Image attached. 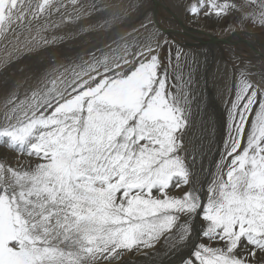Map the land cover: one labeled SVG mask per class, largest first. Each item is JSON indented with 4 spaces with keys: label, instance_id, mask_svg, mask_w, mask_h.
I'll list each match as a JSON object with an SVG mask.
<instances>
[{
    "label": "snow or ice",
    "instance_id": "6c2138e0",
    "mask_svg": "<svg viewBox=\"0 0 264 264\" xmlns=\"http://www.w3.org/2000/svg\"><path fill=\"white\" fill-rule=\"evenodd\" d=\"M182 6L264 27V0ZM105 11L0 0L5 66L63 40L48 34L61 25L95 34L85 56L0 89V147L12 153L0 155V264H121L161 240L180 264H264V72H239L213 140L197 127L187 54L145 23L113 37Z\"/></svg>",
    "mask_w": 264,
    "mask_h": 264
},
{
    "label": "bare ground",
    "instance_id": "6f19581e",
    "mask_svg": "<svg viewBox=\"0 0 264 264\" xmlns=\"http://www.w3.org/2000/svg\"><path fill=\"white\" fill-rule=\"evenodd\" d=\"M104 2L107 6L113 5V8L107 9L108 14L114 12V16L116 17L118 14L119 16H126L127 18V13L130 10H134L137 15L136 9L143 5L138 14V16L143 18L136 22L128 20L127 25L123 27L124 32H128L133 25L139 28L140 23H145L149 24L150 31L155 32L160 37L166 39L168 37L167 35H169L170 46H177L176 49L171 46V49L173 48L171 51L172 56H175L177 49L189 55V53L191 54V48H194V52L191 54L192 58L195 59L192 88L194 96L193 112L197 121V127L199 129L203 126L206 129L205 135H208L213 140L222 135L226 102L230 94L232 82L236 78V71L240 72L245 67H248L256 74L264 72V30L258 31L262 27H255L256 29L252 27L253 30L251 32L235 31L236 29L233 27L223 32H220V30L216 32L214 30L190 26L187 24L185 10L182 6L185 0H94L88 2L87 5L93 3L101 4ZM118 2L120 5L116 7L115 3ZM149 4L153 7L152 9L154 11L151 17L148 16L150 13ZM244 11H249V9L246 8ZM241 14H237V17H235L236 21L241 18ZM54 19L56 22H59V17H55ZM69 25H61L60 29H52L48 33L50 36L52 34L63 36V40L42 45L32 52H20L6 66L0 64V75H4L8 66L15 63L20 65L21 63H30L41 59L42 61L40 60V63L37 62L34 64L35 70L38 71L41 68L66 63L75 57L85 56V53L78 51V48H75L76 46L73 48V45L76 41L82 39H85L83 45H86L88 42L86 39L88 38L93 44L95 35H85L84 31L86 27L84 29H75L72 26L66 28ZM241 25L243 26V24ZM244 28L249 29L247 24L244 25ZM121 30L122 27L116 30L118 32H116V36L124 33ZM12 42L14 43V41ZM5 43L4 41V44L0 46V60H3L6 56L4 51ZM57 43L67 46L60 48ZM83 45L79 48L86 51L87 48H83L85 47ZM68 51H71L73 54L72 56L68 54L70 59L62 55L63 52ZM9 52H12V48H9ZM57 52L60 55H57ZM187 55L182 56L180 59L185 66L189 62V60L187 61ZM256 78H259L258 75ZM0 155L10 156L12 153L0 147ZM205 166H207V161H205ZM201 179H204L203 174L201 175ZM195 231L197 233L199 232V222L195 225ZM166 248L137 259L127 255L125 257L126 259L128 258L125 260L127 262L122 260L124 263L121 262V264H180V255L174 253L171 246H168V249ZM186 253L187 249L184 250L183 254Z\"/></svg>",
    "mask_w": 264,
    "mask_h": 264
},
{
    "label": "rangeland",
    "instance_id": "374dc122",
    "mask_svg": "<svg viewBox=\"0 0 264 264\" xmlns=\"http://www.w3.org/2000/svg\"><path fill=\"white\" fill-rule=\"evenodd\" d=\"M90 1H94V0H81V2L82 3H85V5H87V3L90 2ZM239 1H240V3H239ZM228 2H230V3H233L234 2L237 5H241L242 3H246V0H228ZM95 4H98V5H101V6H103V5L106 6V11L104 13V16L105 17H112V16H114V12H111L109 14L107 13L108 12L107 9L108 8H113V5L112 6H107V4L105 2L104 3H101V4L100 3H95ZM115 5H116V7H119L120 4L118 2V3H115ZM152 8L153 7L150 5V9H149L150 10V13L148 14V16H150V17L153 15V12H154ZM136 12H137V15L134 12V10H130L127 13L128 18L126 16H119L117 14V19H115L113 21V24L115 23V25L114 26L112 25V27L114 29H116V30H118V29H120V27H122V30L121 31H123V27H125L127 25V21L128 20H130L132 22H136L137 20H140V19L143 18V17L138 16L139 11L136 10ZM237 14H241V12L240 11L233 12V13H231L230 15H228L224 19H217V18H214V17L213 18L199 17V18L194 19V18L190 17L189 15H187V13L185 12V17H186L187 24L190 25V26L199 27L200 29L214 30L216 32L219 31V30H220V32H223V31L228 30V28H231V27L235 28L236 29L235 31L241 30V31L251 32V30H253L252 27H254V28L255 27L256 28L257 27L258 28H261L262 27L258 23L257 24H253L250 20H244L243 26H242L241 25V22H240L241 21V18L238 21H236V19H235V17H237ZM246 21H247V23H245ZM245 24L248 25L249 29H245L244 28V25ZM67 25H69V24H67ZM71 26L74 27L75 29H80V27H77V25L74 24V23L71 24V25H69V26H67L66 28H69ZM133 27H136V25H133ZM64 28H65V26H64ZM262 30H264V27H262V29H259L258 31H262ZM130 31H132V28H130L128 32H130ZM116 32L117 31H113V33H112L113 37H116ZM57 33H58V31H57ZM167 36L169 37V35H167ZM168 37H166V40H168L169 43H170V39H168ZM84 40L85 39H82L80 41H76L75 44L73 45V48L76 46L75 48L76 49L78 48L77 49L78 51H81L82 53H85L86 54L88 52V50L92 48V45L93 44L89 41V38H88V39H86V40H88L87 44L86 45H83V41ZM94 40H95V37H94ZM6 43H8V42H6ZM79 43H81V44H79ZM3 44H4V41L3 40H0V46L3 45ZM57 45L60 48H65L67 46V45H61V44H58V43H57ZM82 45L85 46L83 48H87L86 51H83L82 49L79 48V47H82ZM172 47L175 48V49L177 48V46L176 47L175 46H172ZM165 49H166V50H164L165 51V54H167L168 53V47H165ZM172 49H171V51H172ZM193 52H194V48H191V54ZM68 54H71V56L73 55L71 51L63 52L62 53V55L65 58L70 59V56ZM191 54L189 53L190 56L187 55L188 56L187 61L189 60V62H187L186 66L183 65L181 61H179L180 67L183 69V76H184L185 79H187L189 73L192 74V78H193V73H194V69H195V62H194L195 59L192 58ZM57 55H60V53L57 52ZM38 60L33 61V62H30V63H27V62L26 63H21L20 65L19 64L17 65L16 63L15 64H12V65H9L6 73L4 75L3 74L0 75V89H4L5 87H11L13 85V84L11 85V83H14V82H22L26 78L31 77L34 73L37 72V70H35V68H34V64L37 63V62L40 63L42 61L41 59H40L41 61L40 60L38 61ZM172 63L175 64V60H173ZM190 63H192V64H190ZM14 67H15V69H14ZM30 72H34V73H30ZM238 74H239V72L236 71L235 77L238 76ZM192 85H193V80H192ZM192 85H191V94H192V99H193L194 96H193V88H192ZM192 108H193V103H192ZM225 116H226V113H225ZM168 246H171V241L165 242V241L161 240V242L159 244H157L154 248H151V249H141L139 252L133 251L131 253H126L124 255V257L122 258V260L124 262H127V261H125V260L128 259V258L127 259L125 258L127 255H129L131 258H136L137 259L139 257H142V256H145V255H148V254H151V253H154V252L163 250V248H166V247H167L166 249H168ZM124 262H122V263H124ZM129 262H131V261H129ZM164 264H166V263H164Z\"/></svg>",
    "mask_w": 264,
    "mask_h": 264
},
{
    "label": "water",
    "instance_id": "95a60500",
    "mask_svg": "<svg viewBox=\"0 0 264 264\" xmlns=\"http://www.w3.org/2000/svg\"><path fill=\"white\" fill-rule=\"evenodd\" d=\"M153 1V0H152ZM252 49V48H251Z\"/></svg>",
    "mask_w": 264,
    "mask_h": 264
}]
</instances>
